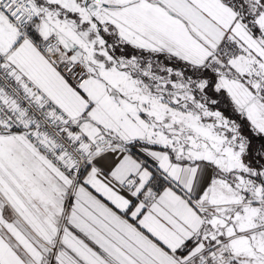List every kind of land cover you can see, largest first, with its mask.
Wrapping results in <instances>:
<instances>
[{"label": "crops", "instance_id": "0c3cea01", "mask_svg": "<svg viewBox=\"0 0 264 264\" xmlns=\"http://www.w3.org/2000/svg\"><path fill=\"white\" fill-rule=\"evenodd\" d=\"M29 1L46 29L40 34L34 26L39 36L24 39L17 71L77 123L74 137L90 159L57 264H198L205 250L219 264L225 250L241 264H264V187L243 153L237 166L216 169L106 77L141 73L137 90L155 88L158 80L149 75L162 61L201 65L226 34L232 50L251 55L258 68L264 25L253 21L260 31L254 36L222 0H109L125 2L120 12L90 10L86 0ZM51 35L69 59L82 52L88 70L82 89L38 51L36 42ZM68 189L67 177L23 134L0 135V264H43L44 243L57 234Z\"/></svg>", "mask_w": 264, "mask_h": 264}, {"label": "built area", "instance_id": "2783aa9c", "mask_svg": "<svg viewBox=\"0 0 264 264\" xmlns=\"http://www.w3.org/2000/svg\"><path fill=\"white\" fill-rule=\"evenodd\" d=\"M98 10L120 12L125 2L113 5L109 0H89ZM0 12L16 27L20 39L33 40L29 25L39 18V13L29 0H0ZM42 56L77 90L88 79V70L77 61H71L60 48L57 35L36 42ZM77 123L41 93L27 77L12 69L8 54H0V135L21 133L59 172L69 180V189L64 194V214L56 236L44 243L43 264H57L62 252V239L68 222L72 219V199L80 186L82 169L90 159L83 145L74 137ZM106 140L95 144L100 149ZM132 179H128V183ZM264 184V182H263ZM251 197V194H248ZM264 197V196H263ZM264 204V199L263 202ZM198 264H219L205 250L197 255ZM223 264H241L230 250L222 254Z\"/></svg>", "mask_w": 264, "mask_h": 264}, {"label": "rangeland", "instance_id": "374dc122", "mask_svg": "<svg viewBox=\"0 0 264 264\" xmlns=\"http://www.w3.org/2000/svg\"><path fill=\"white\" fill-rule=\"evenodd\" d=\"M246 1L248 12L255 16V22L264 25V4L259 0ZM34 26L42 28L40 34L46 29L39 21H35L28 27L33 36H39V32L34 31ZM61 36L64 37L62 34ZM20 38L16 27L1 13L0 54L9 53L8 63L14 70L21 66V60L24 58L25 40L20 41ZM62 50L66 52L64 48ZM258 65L257 76L264 77V58L258 61ZM140 75L131 77L129 73L117 71L106 77L109 80L113 78L122 85L120 93L134 98L140 105L144 104L142 111L146 110L144 112L153 117L161 128L174 133L178 144L200 151L197 156L213 162L218 170L238 165L245 146L237 140V125L222 113L208 108L202 101L206 82L191 81L170 68L155 67V73L149 76L158 80L157 86L137 90L135 78L141 77ZM239 85L227 81L226 78L221 80V87L226 90L232 101H235L234 106L250 123L253 131L264 132V116L258 115H264V95L259 91L257 93L260 95L251 93L247 86ZM155 102L159 104L156 105Z\"/></svg>", "mask_w": 264, "mask_h": 264}, {"label": "trees", "instance_id": "16d2710c", "mask_svg": "<svg viewBox=\"0 0 264 264\" xmlns=\"http://www.w3.org/2000/svg\"><path fill=\"white\" fill-rule=\"evenodd\" d=\"M35 1V0H34ZM37 1V0H36ZM232 6L244 18L250 26L254 36L260 31L253 26L255 16L248 12L246 0H222ZM264 4V0H259ZM39 6V4L36 2ZM78 27L87 29L86 26L76 20ZM229 34L224 35L221 42L214 46L210 57L204 60L201 65L186 64L179 60L169 59L162 61L164 68L170 67L173 71L183 74L185 79L191 81L206 82L202 92V101L213 111L222 113L225 117L233 120L237 125L236 134L238 142L243 143L242 160L245 166L256 174V178L264 182V135L253 131L250 123L245 120L238 109L234 106L226 90L221 87L222 78L235 80L247 86L251 93L259 91L264 95V77L257 76L256 59L251 55H245L233 51L230 45ZM264 187V184H263Z\"/></svg>", "mask_w": 264, "mask_h": 264}, {"label": "water", "instance_id": "95a60500", "mask_svg": "<svg viewBox=\"0 0 264 264\" xmlns=\"http://www.w3.org/2000/svg\"><path fill=\"white\" fill-rule=\"evenodd\" d=\"M86 1L88 2L89 0H86ZM96 8H97L96 4H93V3H89L88 4V9L94 10ZM70 60L71 61L82 62L83 61V54H82V52L80 50H74L72 52L71 56H70Z\"/></svg>", "mask_w": 264, "mask_h": 264}]
</instances>
